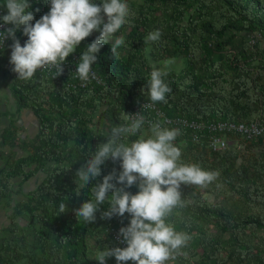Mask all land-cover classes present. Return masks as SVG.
<instances>
[{"label": "trees", "instance_id": "trees-1", "mask_svg": "<svg viewBox=\"0 0 264 264\" xmlns=\"http://www.w3.org/2000/svg\"><path fill=\"white\" fill-rule=\"evenodd\" d=\"M127 3L134 13L131 24L116 33L125 44L115 58L111 44L101 48L87 84L69 69L55 79L37 71L32 80H19L10 64L11 50L0 53V73L9 79L13 103L12 110L0 112V210L9 221L0 228V264H97L99 250L116 248L108 229L129 226L127 213L101 219L105 202L95 222L85 224L76 209L92 198L91 187L104 176L113 170L119 175L120 162L106 161L101 176L79 195L76 173L91 151L107 142L111 127L123 123L118 120L121 112L131 115L135 107L150 102L147 90L142 93L153 69L150 61L182 60L179 71H167L165 82L172 89L168 102L153 104L166 117L264 125V0ZM29 4L33 24L50 10L48 0ZM155 30H160V40L145 42ZM98 35L94 32L67 58L72 65ZM24 111L37 122L33 136L22 135ZM143 116L161 122L153 112ZM1 119L6 122L1 124ZM149 128L145 123L142 132L150 134ZM179 130L175 143L182 161L219 177L207 189L181 186L190 203L169 219L191 240L184 249L187 256L169 264H264V134L233 136L236 145L213 151L195 143L190 130ZM36 176V187L22 194L24 184ZM126 191L136 194L138 186ZM20 194L23 200H16ZM61 202L67 203L64 214L59 212ZM107 261L117 264L115 257Z\"/></svg>", "mask_w": 264, "mask_h": 264}, {"label": "clouds", "instance_id": "clouds-1", "mask_svg": "<svg viewBox=\"0 0 264 264\" xmlns=\"http://www.w3.org/2000/svg\"><path fill=\"white\" fill-rule=\"evenodd\" d=\"M48 4L49 12L33 24L29 0H5L0 8H5L7 14L0 17V27H12L0 31V49L6 39L13 40L10 64L19 80L30 81L39 70L55 69L57 77L62 75V65L81 42L98 32L96 39L83 51L75 72L79 80L87 84L94 76L92 66L97 63L104 45L111 44L113 58L119 55L118 49L125 44V38L116 33L131 24L134 13L127 0H99V3L97 0H48ZM21 29L27 37L23 46L16 39V32ZM160 38V30H155L146 36L145 42H157ZM167 75V71L159 68L151 70L142 89L143 94L147 90L151 104L168 102L167 96L172 89L165 82ZM118 120L123 123L111 127L105 137L107 142L91 151L76 173L79 195L101 176V166L109 159L114 163L119 161L122 169L118 176L113 170L104 176L102 183L91 187L92 198L76 209V217L85 224L95 222L96 213L105 202L107 211L102 213L101 219L124 217L126 213L131 217L129 226L119 231L127 246L111 249L105 246L97 252L95 261L105 264L108 258L115 257L117 264L129 261L132 264H169L181 256L186 257L184 249L191 236L177 231L169 219L175 210L190 203L183 196L181 186L207 189L218 179L219 173L182 161L181 148L175 143L181 135L179 129L164 127L156 121L150 125V134H145L142 113L128 115L123 111ZM133 136L137 138L130 140ZM134 185L138 186L136 194L126 191ZM67 211V203L61 202L59 212Z\"/></svg>", "mask_w": 264, "mask_h": 264}, {"label": "built area", "instance_id": "built-area-1", "mask_svg": "<svg viewBox=\"0 0 264 264\" xmlns=\"http://www.w3.org/2000/svg\"><path fill=\"white\" fill-rule=\"evenodd\" d=\"M4 15L3 10L0 8V17ZM12 27L11 25H6L4 27H0V31H5L6 28ZM16 39H18L21 43V46L27 40V37L23 35V32H16ZM13 44V40L11 38L6 39L4 42L3 49H0V53L4 49L11 50V46ZM73 60H77V57H73ZM78 64H71L70 60H66V62L62 65L63 71L69 69L70 72L73 73L74 77L77 78L75 72ZM40 73H47L52 78L55 77L56 71L55 69L49 70H39ZM58 77V76H57ZM55 77V78H57ZM94 77V76H93ZM54 78V79H55ZM147 104L146 107H144ZM153 112V114L161 120V124L168 125L172 128L176 129H188L192 132V139L195 143L202 142L209 149L213 151H224L228 149L230 146H234L237 142L232 139L233 136H240L241 138L252 139L264 134V125L259 122H250V123H235V122H227V121H199L194 119H187L183 117H174L168 118L165 114L158 109L155 105L150 102H143L140 106L135 107L133 113L131 115H143L144 112ZM145 123L150 126L153 123V120H146ZM206 137L205 139H202ZM128 225L122 224L117 227H111L108 229V233L113 238L116 247L125 248L127 245L123 243V238L119 235V231L122 227H127ZM117 262V261H116ZM105 264H113L112 262H108L106 260ZM128 264H132L131 261Z\"/></svg>", "mask_w": 264, "mask_h": 264}, {"label": "rangeland", "instance_id": "rangeland-1", "mask_svg": "<svg viewBox=\"0 0 264 264\" xmlns=\"http://www.w3.org/2000/svg\"><path fill=\"white\" fill-rule=\"evenodd\" d=\"M150 64L152 68H159L164 71H179L182 68V60L180 59L161 61L157 63L150 61ZM8 84H9V79L3 76L2 73H0V112L5 111L6 109L8 110L13 109V103L8 98V94H9ZM26 119H28L29 121V126H28V130L24 131L22 135H35L36 130H37L36 120L32 118V116L31 117L29 116ZM5 122L6 121L4 119H1V124ZM39 179L40 177L36 176L31 181L24 184L23 189H22L23 193L22 192L21 193L25 195V193L34 189L36 185L38 184ZM22 194L17 195V197H15L16 200H23L24 197ZM204 198L209 201L213 200L211 196H206ZM4 214H6V212H4L3 209H1L0 210V228L3 226H7V224L9 223V221L7 220Z\"/></svg>", "mask_w": 264, "mask_h": 264}, {"label": "crops", "instance_id": "crops-1", "mask_svg": "<svg viewBox=\"0 0 264 264\" xmlns=\"http://www.w3.org/2000/svg\"><path fill=\"white\" fill-rule=\"evenodd\" d=\"M23 115H25V116H23ZM31 117L32 116V118H34L35 119V117H34V115L31 113V112H29V111H24L22 114H21V120H20V124L22 125V126H24L25 127V129L26 130H28V126H29V121H28V119H26L27 117ZM25 136H27V135H25ZM30 136H33V135H30ZM5 215V214H4ZM5 217H6V215H5Z\"/></svg>", "mask_w": 264, "mask_h": 264}]
</instances>
